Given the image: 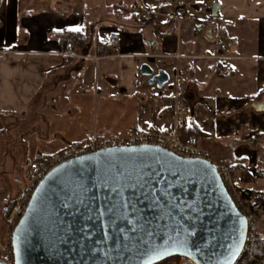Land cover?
<instances>
[{
    "label": "crops",
    "instance_id": "crops-1",
    "mask_svg": "<svg viewBox=\"0 0 264 264\" xmlns=\"http://www.w3.org/2000/svg\"><path fill=\"white\" fill-rule=\"evenodd\" d=\"M3 20L12 38L0 45V122L13 165L27 172L94 136L196 129L200 147L232 167L241 194H264V0H0ZM113 35L120 55L103 58ZM146 63L168 75L163 88L140 74ZM99 118L114 135L98 133Z\"/></svg>",
    "mask_w": 264,
    "mask_h": 264
},
{
    "label": "water",
    "instance_id": "water-1",
    "mask_svg": "<svg viewBox=\"0 0 264 264\" xmlns=\"http://www.w3.org/2000/svg\"><path fill=\"white\" fill-rule=\"evenodd\" d=\"M140 74L159 88L169 81L149 63ZM249 230L211 161L158 146L118 147L46 177L15 230L14 257L16 264H158L172 257L237 264Z\"/></svg>",
    "mask_w": 264,
    "mask_h": 264
},
{
    "label": "built area",
    "instance_id": "built-area-1",
    "mask_svg": "<svg viewBox=\"0 0 264 264\" xmlns=\"http://www.w3.org/2000/svg\"><path fill=\"white\" fill-rule=\"evenodd\" d=\"M147 13L143 12L137 16L138 21H146ZM119 36L113 35L110 37L112 44L111 52L106 53L103 58H110L120 55ZM76 44L73 40H68L66 49L73 51ZM86 58V57H84ZM230 74V70H225ZM180 114L188 117L191 114L189 106L182 107ZM158 146L165 148L177 156L191 159L208 160L214 163L219 175L222 178L231 198L235 201L240 211L246 216L250 230L246 242L245 250H249L250 258H253L252 249L257 235V220L253 213L252 205L244 202L241 193L238 189V178L234 174L232 167L225 161L215 162L211 152L206 151L200 147V142L196 137H189L182 141L179 136H171L160 130L149 128L141 131H131L124 136L118 137H93L84 140L80 144L71 145L61 152L52 155L44 156L38 160L32 161L26 172V186L23 188L16 205L5 218V229L3 241L0 250L1 259L5 264H16L14 257L13 238L16 228L21 219L26 214L32 196L36 192L38 186L46 179V177L59 166L92 153L118 147H132V146ZM244 250V251H245ZM264 264V259L259 263Z\"/></svg>",
    "mask_w": 264,
    "mask_h": 264
},
{
    "label": "rangeland",
    "instance_id": "rangeland-1",
    "mask_svg": "<svg viewBox=\"0 0 264 264\" xmlns=\"http://www.w3.org/2000/svg\"><path fill=\"white\" fill-rule=\"evenodd\" d=\"M5 22V24L3 25V27H0V45H4L5 43H8L5 39L6 38H12V34L9 30V28L12 26V24H10L9 20H3ZM6 25V26H5ZM13 33L15 35V31L13 30ZM154 68H157L156 65L153 66ZM108 118V117H107ZM109 119V118H108ZM3 124L0 122V156H1V166H0V237H1V243H0V248L2 245V241H3V235H4V229H5V219L3 216V209L4 206H6L10 201L15 200V198L17 197V194L19 192V185L16 183L15 181V177L16 176H21V173L23 172V170L25 169V164H19V166L13 165V163L10 160V147L8 146L9 144H7L5 146L6 142L5 139V135L3 134L2 130H3ZM98 133L100 135H114L115 132H109V127L111 125L109 120H106V122L104 124L100 123V118L98 120ZM7 133H10L9 127L7 129ZM4 135V136H3ZM8 142L10 140L9 138V134H8ZM97 137V136H94ZM93 138V137H92ZM18 137L14 138V141H17ZM2 144V145H1ZM69 147V146H68ZM67 148V147H66ZM64 148V149H66ZM63 149V150H64ZM254 194V193H253ZM19 199V198H18ZM18 199H16L18 201ZM254 199L252 201V204L254 203ZM254 206V204H253ZM254 211V207L252 208ZM3 221V222H2ZM257 232L259 233V224L257 222ZM257 233V234H258ZM262 236V235H261ZM1 250V249H0ZM251 253V252H249ZM186 261L184 259L182 260H174L172 261L173 264H183Z\"/></svg>",
    "mask_w": 264,
    "mask_h": 264
},
{
    "label": "trees",
    "instance_id": "trees-1",
    "mask_svg": "<svg viewBox=\"0 0 264 264\" xmlns=\"http://www.w3.org/2000/svg\"><path fill=\"white\" fill-rule=\"evenodd\" d=\"M199 137L200 136V132L196 129H191V130H182V135L180 136V139L182 141L188 139L189 137ZM242 195V199L247 200H251L254 199L255 204L256 205H260V207H262L263 212H259V210L253 211L256 220L259 219H263L264 220V194L260 193L257 194L256 196H254V194H241ZM17 200H13L10 201L7 206L6 209L4 211V219L8 216V214L11 212L12 208L16 205ZM254 206L252 205V208ZM250 251L249 250H245L241 256V258L239 259V261L237 262V264H259L263 259H264V237L261 236L260 233H258L256 235V239L254 241V245H253V249H252V255L253 258H250ZM183 258L180 257H172V258H168L158 264H173L172 261L174 260H182Z\"/></svg>",
    "mask_w": 264,
    "mask_h": 264
},
{
    "label": "flooded vegetation",
    "instance_id": "flooded-vegetation-1",
    "mask_svg": "<svg viewBox=\"0 0 264 264\" xmlns=\"http://www.w3.org/2000/svg\"><path fill=\"white\" fill-rule=\"evenodd\" d=\"M19 182H21L22 187L24 188L26 186V171L25 169L23 170L21 174V178L18 179ZM22 188V190H23ZM22 192V191H21ZM3 222V221H2ZM0 243H1V237H0ZM1 249V248H0ZM1 259V256H0ZM2 260V259H1ZM3 261V260H2ZM4 262V261H3Z\"/></svg>",
    "mask_w": 264,
    "mask_h": 264
},
{
    "label": "snow or ice",
    "instance_id": "snow-or-ice-1",
    "mask_svg": "<svg viewBox=\"0 0 264 264\" xmlns=\"http://www.w3.org/2000/svg\"><path fill=\"white\" fill-rule=\"evenodd\" d=\"M71 31L79 32V31H81V29L80 28H73V29H71Z\"/></svg>",
    "mask_w": 264,
    "mask_h": 264
}]
</instances>
